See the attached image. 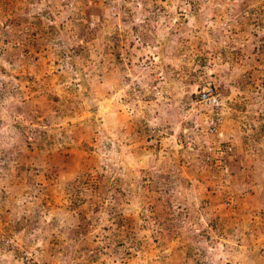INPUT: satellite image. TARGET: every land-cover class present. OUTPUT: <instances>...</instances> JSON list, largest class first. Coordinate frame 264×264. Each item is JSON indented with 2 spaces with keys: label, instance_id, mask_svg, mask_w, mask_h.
<instances>
[{
  "label": "rangeland",
  "instance_id": "374dc122",
  "mask_svg": "<svg viewBox=\"0 0 264 264\" xmlns=\"http://www.w3.org/2000/svg\"><path fill=\"white\" fill-rule=\"evenodd\" d=\"M0 264H264V0H0Z\"/></svg>",
  "mask_w": 264,
  "mask_h": 264
},
{
  "label": "built area",
  "instance_id": "2783aa9c",
  "mask_svg": "<svg viewBox=\"0 0 264 264\" xmlns=\"http://www.w3.org/2000/svg\"><path fill=\"white\" fill-rule=\"evenodd\" d=\"M198 101L208 108L216 110L221 106V101L219 98V93L216 91L214 86L210 82L204 85V88L199 91ZM208 129L207 132L213 134L217 131L220 122L221 116L219 112L213 113L212 116L208 119ZM211 149V148H209Z\"/></svg>",
  "mask_w": 264,
  "mask_h": 264
},
{
  "label": "water",
  "instance_id": "95a60500",
  "mask_svg": "<svg viewBox=\"0 0 264 264\" xmlns=\"http://www.w3.org/2000/svg\"><path fill=\"white\" fill-rule=\"evenodd\" d=\"M82 95H83V97H84V99L86 101V106L88 108H92L95 105V101H94V98H92V96L90 95L89 90L85 89L82 92Z\"/></svg>",
  "mask_w": 264,
  "mask_h": 264
},
{
  "label": "trees",
  "instance_id": "16d2710c",
  "mask_svg": "<svg viewBox=\"0 0 264 264\" xmlns=\"http://www.w3.org/2000/svg\"><path fill=\"white\" fill-rule=\"evenodd\" d=\"M55 27H51L50 29H54ZM78 36H79V39H82V35L80 34H78ZM84 40V39H83ZM210 110H211V112H214V110L212 109V108H210ZM218 130V129H217ZM224 143V142H223ZM223 143H222V145H221V147L223 146V151L224 152H226L227 150H228V146H227V144H225V145H223Z\"/></svg>",
  "mask_w": 264,
  "mask_h": 264
},
{
  "label": "clouds",
  "instance_id": "9594fccd",
  "mask_svg": "<svg viewBox=\"0 0 264 264\" xmlns=\"http://www.w3.org/2000/svg\"><path fill=\"white\" fill-rule=\"evenodd\" d=\"M215 88V87H214ZM216 89V88H215ZM201 90V89H200ZM216 91H217V89H216ZM218 92V91H217ZM219 93V92H218ZM198 95H199V92H198ZM219 98H220V94H219ZM220 101H221V99H220ZM219 109H220V107H218L216 110H215V112H219ZM218 131V130H217ZM217 131L215 132V133H217ZM211 150V149H210Z\"/></svg>",
  "mask_w": 264,
  "mask_h": 264
}]
</instances>
